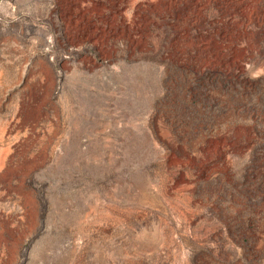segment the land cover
<instances>
[{
  "label": "rangeland",
  "instance_id": "1",
  "mask_svg": "<svg viewBox=\"0 0 264 264\" xmlns=\"http://www.w3.org/2000/svg\"><path fill=\"white\" fill-rule=\"evenodd\" d=\"M0 264H264V0H0Z\"/></svg>",
  "mask_w": 264,
  "mask_h": 264
}]
</instances>
